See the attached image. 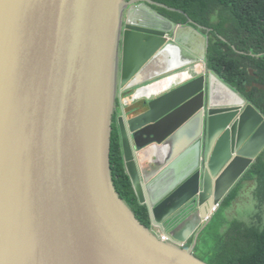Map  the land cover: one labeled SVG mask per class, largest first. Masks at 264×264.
I'll return each instance as SVG.
<instances>
[{"label":"water","instance_id":"obj_1","mask_svg":"<svg viewBox=\"0 0 264 264\" xmlns=\"http://www.w3.org/2000/svg\"><path fill=\"white\" fill-rule=\"evenodd\" d=\"M158 8L178 11L0 0V264H206L198 232L263 155L264 116L210 69L211 29ZM114 125L151 227L115 185Z\"/></svg>","mask_w":264,"mask_h":264},{"label":"trees","instance_id":"obj_2","mask_svg":"<svg viewBox=\"0 0 264 264\" xmlns=\"http://www.w3.org/2000/svg\"><path fill=\"white\" fill-rule=\"evenodd\" d=\"M153 1L178 10L158 8L176 23L187 24L190 18L204 28V33L211 29L208 53L210 69L242 94L264 116V0ZM179 11H183L188 17ZM111 164L118 192L136 212L139 220L151 227L149 210L147 206L139 203L127 173L117 125H114L112 136ZM246 180L256 182V201L259 210H264V157L258 160ZM242 189L241 184L236 187L222 205V211H226L238 199ZM260 225L263 227L260 228ZM260 225L254 226L253 231L242 237L249 241V248L241 251L242 247L238 245V251L229 253L227 260L212 264H264L262 217Z\"/></svg>","mask_w":264,"mask_h":264},{"label":"rangeland","instance_id":"obj_3","mask_svg":"<svg viewBox=\"0 0 264 264\" xmlns=\"http://www.w3.org/2000/svg\"><path fill=\"white\" fill-rule=\"evenodd\" d=\"M132 93L133 90L125 91L122 99L130 97ZM136 111L132 107L125 108L128 120L147 111V109ZM256 188V182L245 184L238 199L226 211L220 209L211 221L202 224L198 232L200 241L196 254L206 264L227 260L229 253L238 251L236 247L238 245L242 247L240 248L241 251L249 248V241L242 237L253 231L254 226L260 225L261 217L264 221V210H259L256 201ZM262 227L263 225H260V228ZM189 248L191 247L188 246L187 249Z\"/></svg>","mask_w":264,"mask_h":264},{"label":"flooded vegetation","instance_id":"obj_4","mask_svg":"<svg viewBox=\"0 0 264 264\" xmlns=\"http://www.w3.org/2000/svg\"><path fill=\"white\" fill-rule=\"evenodd\" d=\"M209 36H210V32H209ZM116 117H117V115H116ZM262 157H264V153H263V155L260 157V158H262ZM258 162V161H257ZM257 164V163H256ZM255 164V165H256ZM255 165L253 166V168L255 167ZM253 168L251 169V171L253 170ZM251 171H249V173L251 172ZM248 173V174H249ZM247 174V175H248ZM246 175V176H247ZM246 176H245V178L243 179V181L241 182V186H243V189H244V186H245V184H249V183H251V182H254L253 180H250V182L249 181H247L246 180ZM242 189V190H243ZM195 209V206H194V204H190L188 207H186L183 211H181V212H179V213H177V215H175L174 217H172L168 222H167V224H166V228L167 227H171L172 225H174L175 223H177L180 219H182L184 216H185V214L187 213V212H189V211H192V210H194ZM193 246V245H192ZM197 255V254H196ZM199 259H201L199 256H197ZM202 260V259H201Z\"/></svg>","mask_w":264,"mask_h":264},{"label":"built area","instance_id":"obj_5","mask_svg":"<svg viewBox=\"0 0 264 264\" xmlns=\"http://www.w3.org/2000/svg\"><path fill=\"white\" fill-rule=\"evenodd\" d=\"M220 208H221V205H217V206L213 207L211 212L209 213V216L204 221L205 222L211 221L212 217L219 212ZM158 235L163 242L171 241V238L164 233L159 232ZM182 245H185V244H182Z\"/></svg>","mask_w":264,"mask_h":264},{"label":"clouds","instance_id":"obj_6","mask_svg":"<svg viewBox=\"0 0 264 264\" xmlns=\"http://www.w3.org/2000/svg\"><path fill=\"white\" fill-rule=\"evenodd\" d=\"M221 208H222V205H221ZM221 208H220V209H221ZM204 222H205V221H204ZM204 222H203V223H204ZM192 242H193V241H191V242L187 245V247H188V246H189V247H192V245H193V244H191Z\"/></svg>","mask_w":264,"mask_h":264},{"label":"crops","instance_id":"obj_7","mask_svg":"<svg viewBox=\"0 0 264 264\" xmlns=\"http://www.w3.org/2000/svg\"><path fill=\"white\" fill-rule=\"evenodd\" d=\"M199 241H200V240H199ZM197 251H198V250H197ZM197 251H196V252H197Z\"/></svg>","mask_w":264,"mask_h":264}]
</instances>
